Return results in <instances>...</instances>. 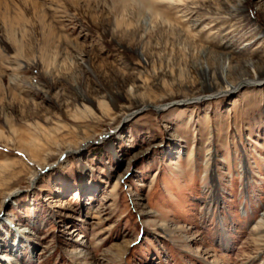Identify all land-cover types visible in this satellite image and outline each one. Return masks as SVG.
I'll return each mask as SVG.
<instances>
[{
  "label": "rangeland",
  "instance_id": "obj_1",
  "mask_svg": "<svg viewBox=\"0 0 264 264\" xmlns=\"http://www.w3.org/2000/svg\"><path fill=\"white\" fill-rule=\"evenodd\" d=\"M184 3L0 0V264H264V0Z\"/></svg>",
  "mask_w": 264,
  "mask_h": 264
},
{
  "label": "bare ground",
  "instance_id": "obj_2",
  "mask_svg": "<svg viewBox=\"0 0 264 264\" xmlns=\"http://www.w3.org/2000/svg\"><path fill=\"white\" fill-rule=\"evenodd\" d=\"M176 2H178V4L180 3L181 4H185L184 1L185 0H174ZM186 5V4H185ZM198 8H202V6L198 7ZM220 48L222 50H224V52H221V51H212L214 52L215 54L218 53L217 55H219V57L221 59H223L224 61L226 60V62L229 61V64H232V63H236L235 67L237 69H239V82L237 83H232V82H229L228 80H226L224 78V81H225V85L218 88V89H211V94H207V96H214L216 94H223V95H226V94H229L230 92H233L234 90L240 88L241 86H250L252 84H256V83H263L264 82V68H259V70L255 73V75L253 76V78H249L248 77V73L245 72L244 70L246 69L245 67L242 68L245 64L251 62L252 60H254V58L252 57H245L243 60H239L237 59L235 56H236V50L233 49L232 45L228 42V43H225L223 45H220ZM204 52V51H203ZM206 53V52H204ZM203 54V53H202ZM231 67V66H230ZM234 67V68H235ZM198 98V97H197ZM184 100H187V99H184ZM180 101H183V100H180ZM167 105V104H166ZM163 106V105H162ZM156 108H158V106H156ZM132 115V112L130 113H126L125 115V119H128L129 116ZM83 150H84V145L82 147H80L79 149H76L75 151L74 150H68L66 151L65 153H63L60 157V160L58 161V165L63 167L64 166V163H62V159L67 155V154H73V152H75L74 154H76V152L82 154L83 153ZM65 154V155H64ZM64 155V156H63ZM40 178V174H37L35 173L32 177H31V183L33 184L34 182H37ZM19 192L20 190H12L10 193H8L6 199L8 198H14V197H17L19 195ZM1 260H3L2 258H0Z\"/></svg>",
  "mask_w": 264,
  "mask_h": 264
}]
</instances>
